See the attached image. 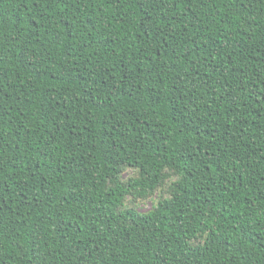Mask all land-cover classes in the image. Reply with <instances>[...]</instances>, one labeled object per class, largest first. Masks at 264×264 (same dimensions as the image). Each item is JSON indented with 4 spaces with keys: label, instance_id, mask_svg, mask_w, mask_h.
<instances>
[{
    "label": "trees",
    "instance_id": "trees-1",
    "mask_svg": "<svg viewBox=\"0 0 264 264\" xmlns=\"http://www.w3.org/2000/svg\"><path fill=\"white\" fill-rule=\"evenodd\" d=\"M0 264H264V0H0Z\"/></svg>",
    "mask_w": 264,
    "mask_h": 264
},
{
    "label": "rangeland",
    "instance_id": "rangeland-1",
    "mask_svg": "<svg viewBox=\"0 0 264 264\" xmlns=\"http://www.w3.org/2000/svg\"><path fill=\"white\" fill-rule=\"evenodd\" d=\"M131 172H133L132 170H128L127 171V174H130ZM132 174V173H131ZM158 193L152 195L151 197L147 198V199H140L138 201V209L141 210V211H149L150 209H152L153 207V204L155 203V200H156V195ZM158 197V196H157Z\"/></svg>",
    "mask_w": 264,
    "mask_h": 264
}]
</instances>
